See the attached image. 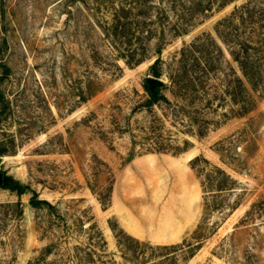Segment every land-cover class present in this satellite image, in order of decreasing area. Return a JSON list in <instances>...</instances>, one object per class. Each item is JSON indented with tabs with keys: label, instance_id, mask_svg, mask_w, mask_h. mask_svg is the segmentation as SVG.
<instances>
[{
	"label": "rangeland",
	"instance_id": "rangeland-1",
	"mask_svg": "<svg viewBox=\"0 0 264 264\" xmlns=\"http://www.w3.org/2000/svg\"><path fill=\"white\" fill-rule=\"evenodd\" d=\"M245 1L194 15L181 34L173 25L190 16V0H0V172L55 208L34 209L29 192L0 187V264H75L69 256L90 246V224L116 264H264V92L245 115L215 116L220 124L199 138L185 132L191 108L170 75L180 50L203 34L229 59L214 29ZM129 8L130 28L114 43L105 32ZM122 52L145 60L127 65ZM157 58L170 102L148 112L144 81ZM157 126L187 150L131 158L132 138ZM195 157L225 170L235 188L212 198ZM120 215L140 241L175 249L118 247L108 224L123 229Z\"/></svg>",
	"mask_w": 264,
	"mask_h": 264
},
{
	"label": "trees",
	"instance_id": "trees-1",
	"mask_svg": "<svg viewBox=\"0 0 264 264\" xmlns=\"http://www.w3.org/2000/svg\"><path fill=\"white\" fill-rule=\"evenodd\" d=\"M233 1L235 0H190V5L186 8V12L190 16L182 18L183 23L173 25V31L181 34L187 33V28L192 26L190 23L194 19V15L200 14L205 18L213 10H221ZM131 12L132 8L125 10L123 12L124 15L114 21V26L112 29L110 28L111 32L109 29L105 32L112 42L118 41L122 43L123 30L125 28L128 30L131 25ZM118 30L120 31L118 32L119 35L117 34ZM214 31L216 37L226 47L230 60L224 56L221 46L211 34H203L180 50L176 69L170 74L172 80L175 81V86L173 87H177L180 97L182 96L184 101L188 102V104L184 105L191 108L190 110H183L188 120V130L185 132L196 134L199 138L204 136V133L209 129V125L217 126L220 124V120H216L215 116H221L225 120L232 116L245 115L255 106L256 99L253 95L264 92V0H246L234 8L228 16L222 18L217 23ZM120 55H122L127 65L131 61H134L133 64L137 65L145 60L144 55L137 56L139 58L136 60H134L133 53L126 54L122 52ZM128 57L131 60H128ZM159 63L160 60L157 58L150 66L152 76L156 79L161 76ZM224 66L226 67L225 71ZM144 89L149 95L146 101L148 112H151L152 107L161 101L170 102L161 93V87L150 89L144 81ZM172 94L175 95L173 91ZM154 120L158 122V120ZM141 139L136 141L132 138L131 158L136 154L153 152L168 153L175 156L185 152L189 146L187 141H184L183 146L172 145V140L166 137L158 126L157 128L152 127L149 134H145ZM137 145L140 148L138 151H136ZM5 154V149L0 148V156ZM192 162L191 167L196 171L198 178L203 172L206 173L204 179L200 181V185L202 188L205 186L206 189L210 190L212 198L218 199L220 196L216 194H219V192L230 191L235 188L236 180L219 166L210 164L203 157H195ZM200 163H202V166H199ZM207 166H211L212 169L208 170ZM0 187L15 192L17 195L29 192L31 194L29 205L34 209L40 210L44 208L50 210V212L55 209L47 200L40 199L36 190L29 185L20 183L11 176H4L3 185ZM106 192L107 201L105 204L101 200L103 207L109 201L108 197L112 192V186ZM218 205V203L211 207L205 205L204 209L217 207ZM15 206L19 208V214L21 215V202H15ZM236 207L237 205L234 204L230 209L233 210ZM119 219L124 230L108 224L118 247H122L125 243H133L134 251L145 247L154 250L175 249V245H157L152 247L150 246L151 244L140 241L128 228L122 215H120ZM63 226L67 227V230L64 228L67 235L70 228L66 224H63ZM84 232L87 240L90 241V246L74 247L76 252L69 256L74 263L116 264L112 254L107 255L105 252L107 242L97 225L90 224L84 229ZM59 238L63 240V236ZM189 254L192 257L194 253L191 251Z\"/></svg>",
	"mask_w": 264,
	"mask_h": 264
},
{
	"label": "water",
	"instance_id": "water-1",
	"mask_svg": "<svg viewBox=\"0 0 264 264\" xmlns=\"http://www.w3.org/2000/svg\"><path fill=\"white\" fill-rule=\"evenodd\" d=\"M145 81L150 89H153L154 87H161L163 85V82L160 79H156L152 77L146 78ZM0 161H1V157H0ZM3 180H4V175L0 172V186L3 185Z\"/></svg>",
	"mask_w": 264,
	"mask_h": 264
}]
</instances>
